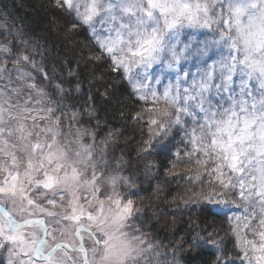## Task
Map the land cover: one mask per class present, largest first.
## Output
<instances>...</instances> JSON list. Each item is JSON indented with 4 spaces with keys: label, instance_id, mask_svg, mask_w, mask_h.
<instances>
[{
    "label": "clouds",
    "instance_id": "1",
    "mask_svg": "<svg viewBox=\"0 0 264 264\" xmlns=\"http://www.w3.org/2000/svg\"><path fill=\"white\" fill-rule=\"evenodd\" d=\"M43 3L70 45L90 37L77 62L102 100L128 94L119 126L91 96L65 113L34 47L13 76L0 42V262L264 264V0Z\"/></svg>",
    "mask_w": 264,
    "mask_h": 264
},
{
    "label": "trees",
    "instance_id": "2",
    "mask_svg": "<svg viewBox=\"0 0 264 264\" xmlns=\"http://www.w3.org/2000/svg\"><path fill=\"white\" fill-rule=\"evenodd\" d=\"M0 16L5 18L8 26L7 30H0V37H7L15 57L20 51L25 55L34 47L35 51L31 53L30 59L42 61L45 64L42 73L33 71V76L39 84L44 81L48 84L50 92L57 93L56 85L65 89V107L63 112L69 113L77 108L82 110L89 96H92V104L98 110L97 119L106 124L119 126L120 111L123 110L124 97L128 94L126 85H114L111 93L112 100L104 101L97 86H89L88 80L90 71L88 65H80L77 61L78 49H70L57 38L56 34L48 27L58 19H63L62 15L55 10H50L43 2L39 0H0ZM3 38V37H2ZM90 37L84 33H77L73 36V41L81 47L82 42H86ZM27 41V44H25ZM80 49V48H79ZM81 50V49H80ZM57 69L53 78L52 68ZM102 66L96 65V69ZM97 69V70H98ZM75 72L77 75L69 76V72ZM111 76H119V73H111ZM77 82H82V93L75 94L74 87ZM55 98V96L53 97ZM82 123H92L82 118ZM105 124V129H106ZM102 135V131H101ZM208 254L203 251L188 254V264H206Z\"/></svg>",
    "mask_w": 264,
    "mask_h": 264
},
{
    "label": "rangeland",
    "instance_id": "3",
    "mask_svg": "<svg viewBox=\"0 0 264 264\" xmlns=\"http://www.w3.org/2000/svg\"><path fill=\"white\" fill-rule=\"evenodd\" d=\"M40 2H43V0H39ZM53 23H55V21L53 22ZM51 25H52V23H51ZM51 25L49 24L48 25V27L51 29ZM10 27H12V26H8V24H7V21H5V18L4 17H2V16H0V30H7L8 28H10ZM2 33H0V35H1ZM56 34V33H55ZM56 36H57V38L58 39H60L61 40V42L63 43V44H65V46H67V47H69L70 49H73V50H75V49H78V51L76 52L77 53V55H78V57H79V53L82 51V48H83V44H82V46L81 47H76L77 45L75 44L74 46H72V45H70L67 41H65L62 37H60V36H58L57 34H56ZM3 37V38H2ZM2 37H0V42H3V43H8L7 42V37H5L4 38V36H2ZM72 39H73V37H72ZM9 47H10V45H9ZM11 48V47H10ZM81 50H80V49ZM17 57H15L14 56V54H13V52H12V55H5L4 56V59H5V61H6V65H7V67H6V70L7 69H12V74H13V76H15L16 74H17V72H16V69H14L13 68V66H12V60H14V59H16ZM26 63V62H25ZM80 65H82V66H84V64H80ZM88 67L90 68V66L88 65ZM98 69V68H97ZM96 68H95V71H100V69H98L97 70ZM73 72V71H72ZM68 75V74H67ZM68 77H69V75H68ZM34 82H36L37 83V81L35 80ZM7 82L6 81H0V86H3V85H5ZM102 90V89H101ZM74 92V91H73ZM89 99V98H88ZM91 100H92V96H91ZM121 112V111H120ZM120 114V113H119ZM92 122V121H91ZM95 124V123H94ZM101 134V133H100ZM0 264H2V262H0Z\"/></svg>",
    "mask_w": 264,
    "mask_h": 264
},
{
    "label": "snow or ice",
    "instance_id": "4",
    "mask_svg": "<svg viewBox=\"0 0 264 264\" xmlns=\"http://www.w3.org/2000/svg\"><path fill=\"white\" fill-rule=\"evenodd\" d=\"M241 10H237V12H238V14H239V12H240ZM24 60H28L29 58L27 57V56H23L22 57ZM30 87H35V85H30ZM41 118H43V117H41ZM239 139V138H238ZM222 147H225V148H232V142H230L229 144H227V145H221ZM232 161H233V167H235V165H236V163H238V156L237 155H233L232 156ZM130 207H131V205L129 204L128 205V208L130 209Z\"/></svg>",
    "mask_w": 264,
    "mask_h": 264
}]
</instances>
